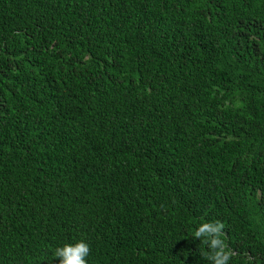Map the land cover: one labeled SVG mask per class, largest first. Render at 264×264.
I'll return each mask as SVG.
<instances>
[{
  "label": "trees",
  "instance_id": "1",
  "mask_svg": "<svg viewBox=\"0 0 264 264\" xmlns=\"http://www.w3.org/2000/svg\"><path fill=\"white\" fill-rule=\"evenodd\" d=\"M264 264V0H0V264Z\"/></svg>",
  "mask_w": 264,
  "mask_h": 264
},
{
  "label": "clouds",
  "instance_id": "2",
  "mask_svg": "<svg viewBox=\"0 0 264 264\" xmlns=\"http://www.w3.org/2000/svg\"><path fill=\"white\" fill-rule=\"evenodd\" d=\"M225 225L220 220L204 221L200 223L194 233L193 238L199 239L200 243L207 249L201 250L200 255L208 260L210 264H229L231 258L236 254L222 238L226 236L223 231ZM90 247L84 240L75 243H65L57 247L53 253L59 258V264H87V257Z\"/></svg>",
  "mask_w": 264,
  "mask_h": 264
}]
</instances>
